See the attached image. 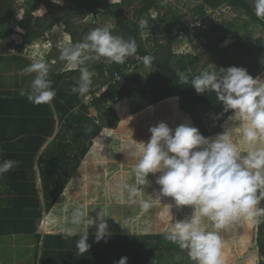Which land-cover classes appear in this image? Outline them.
Here are the masks:
<instances>
[{
	"label": "trees",
	"instance_id": "1",
	"mask_svg": "<svg viewBox=\"0 0 264 264\" xmlns=\"http://www.w3.org/2000/svg\"><path fill=\"white\" fill-rule=\"evenodd\" d=\"M8 1L10 0H0V5L9 9L11 5L10 3L8 5ZM160 1L64 0L63 4L58 5L52 3V0H26L23 6L12 10V12L15 11L14 20L11 22L14 39L23 43L37 39L59 23L63 27L62 32H65L73 43L82 42L83 35L96 28L95 23L85 21L86 16L101 14L115 20L116 28L112 32L113 35L136 41L137 54L140 56V59L135 56L128 57L123 64L112 63L106 67L109 70L108 74L105 73L104 68L107 63L103 60L87 64L89 71L96 72V75L92 77V85L88 93L91 94L92 99L90 102L84 103L80 98V111L90 113L97 117V120L103 118L105 111L114 118V122L113 125L111 123L107 125L109 127L97 124L95 130H91L87 121V123L82 122L75 127V141L80 140L82 156L85 157L80 179L85 176L84 171H89L94 176V179L86 182L85 186L80 185L77 188V194L75 193L77 196L65 198L61 195L64 181L53 179L51 186H47V188V183H45L44 252H47L43 255V259L47 264H84L90 256L102 259L99 264H108L105 262V253L95 254L97 249L90 251L89 247L88 251L82 255L79 252H74L77 249L79 229L71 224V210L77 205L87 206L89 216L94 219L102 209L103 214L109 215V217H105L109 233L116 232L118 235L126 236L145 235L161 238L163 237L162 232L172 219L175 222L190 217L192 214V206L178 208L171 197L159 199L156 196L160 188L155 183L156 178L160 175L159 172L149 174L148 178L151 183L141 186L143 190L136 203H128L127 194L123 189L125 182L134 183L131 168L137 161L132 156L134 150L132 146L149 141L151 126L163 121L174 130L178 125L188 123L190 126L198 128L203 136L214 138L216 134L223 132L225 127H230L232 124V121L228 120L232 110L223 111V103L217 100L215 92L197 94L191 84L181 85L179 83L178 73L189 74V79H191L192 76L198 75L200 72L197 70V60L194 54L173 52L172 31L175 25H179L178 32H183L194 21H202L206 24L205 30L216 33L215 37L206 45L207 53L215 62V69L219 72L220 68L230 67L237 61L239 62L238 67L245 68L254 79L258 78L261 83H264L262 37H255L251 30H247L234 42L220 46L232 25L215 24L214 26L212 21V15L216 10L226 7L237 15L246 13L251 23L259 26L261 30L263 29L264 35V20L255 16L252 0H203L201 4L191 8L190 18L187 20L172 5L168 6L167 4L162 8ZM41 5L45 9L44 14L35 15V11ZM120 5L132 7V16H122L120 11L116 10V7ZM151 9L161 15L151 18ZM19 15L22 19L18 18ZM141 19L147 21L144 27L149 30L151 35L152 48L147 47L142 40L141 30L143 27H140L139 24ZM161 40L162 42H160ZM145 55L154 57L151 65V78L147 81L148 85H143L141 82L143 80L139 76L131 74L133 72L130 68L135 69L138 64L146 68L141 58ZM64 75H69L70 82L74 86L79 81L80 72L79 70H70ZM100 89L103 91L97 94ZM208 112H213L220 118L219 129L216 131L207 130L202 122L201 116ZM82 113L81 116L88 120L89 117L86 118ZM85 125L90 129L88 136H86ZM52 126L53 119L50 117L49 129L44 132V135L52 131ZM128 131H133L138 138L134 136L132 140L127 141ZM80 135H83L82 140ZM42 139L40 138V140ZM120 143L124 145V148H118ZM77 184L78 182L75 183V186ZM21 185L22 183H17L18 187L16 186V188L19 190ZM25 187L29 188L30 183L25 184ZM32 188L31 195L22 193L18 197L7 198L10 200L9 205L0 206V236L12 231L21 232L25 236L31 234L36 237L41 236L42 208L34 183H32ZM48 194H52L49 196V200ZM257 194L259 195V193ZM141 199L150 201L152 207L147 211L143 210L139 202ZM66 200L70 205L68 211L64 210ZM258 207L264 208V199L260 201ZM62 223L66 224L65 227L61 225ZM201 227L209 229L210 222L205 220ZM70 230L77 232V235L72 236L74 239L67 240L60 236ZM95 232L96 226H90L87 241L90 246L94 244ZM218 234L222 241V264H264V260L261 259L264 258V218H261L260 223L232 221L219 229ZM53 239H58L60 245L67 246L66 249L62 247L59 252H56L57 244ZM132 245L136 246L134 243ZM122 247L129 248L128 245ZM153 247L145 250L147 246H140V256L133 260V264H155L152 258L157 253L154 252L155 248ZM112 248L113 246L110 244L109 247L106 246L109 251ZM48 251L52 252L54 256L50 257ZM125 253L123 255L126 256Z\"/></svg>",
	"mask_w": 264,
	"mask_h": 264
},
{
	"label": "clouds",
	"instance_id": "2",
	"mask_svg": "<svg viewBox=\"0 0 264 264\" xmlns=\"http://www.w3.org/2000/svg\"><path fill=\"white\" fill-rule=\"evenodd\" d=\"M63 2L52 0L58 5ZM252 7L255 16L264 20V0H252ZM18 18L22 19L20 15ZM139 24L144 27L147 21L141 19ZM56 30L54 25L53 31ZM112 32L113 26L106 23L92 29L82 42L73 43L64 36L63 43L58 44L59 60L65 62L60 71L79 70V81L71 91L84 103L90 98L92 85L88 62L123 64L137 54L134 39L126 40ZM153 59L145 55L142 62L151 68ZM32 73L35 76L29 88L20 95L33 105L50 104L56 95L49 78L50 66L44 60L33 59L20 74ZM178 77L181 85L191 84L197 94L215 92L217 100L223 103V111L232 110L228 117L232 124L214 138L203 136L188 123L174 130L163 121L151 126L149 141L132 146V156L137 161L131 168L134 183L125 182L123 189L128 203H136L143 190L141 186L151 183L149 174L159 172L155 180L160 186L156 196L171 197L176 207L193 209L190 217L175 222L172 219L162 232L165 240L187 250L193 264H222L218 230L232 221L260 223L264 218V208L258 207L264 199V83L254 79L245 68L230 66L217 72L211 69V63L191 79L185 73H178ZM16 165L11 159L0 161V175ZM139 202L145 211L152 207L148 200ZM69 207L65 203L64 210ZM105 217L109 215L103 214L102 209L94 219L89 216L87 206L72 208L71 224L79 229L76 248L81 255L90 247L87 242L90 226H96V242L110 235ZM205 220L210 222L207 230L201 227ZM64 235L73 236L77 232L70 230ZM127 259L121 257L114 264H127Z\"/></svg>",
	"mask_w": 264,
	"mask_h": 264
},
{
	"label": "crops",
	"instance_id": "3",
	"mask_svg": "<svg viewBox=\"0 0 264 264\" xmlns=\"http://www.w3.org/2000/svg\"><path fill=\"white\" fill-rule=\"evenodd\" d=\"M9 3V9L0 5V161L11 159L16 161L17 165L0 175V206L9 205L10 200L7 198L18 197L22 193L31 195L34 183L42 208L43 227L46 213L45 183L47 188L51 186L53 179L64 181L61 195L71 198L77 196V188L80 185L83 187L86 182L94 179L93 173L89 171H84L85 176L80 179L85 157L82 156L80 140L75 141V127L87 121L91 130H95L99 120L90 113L80 111V97L71 91L73 85L69 75H64L70 70L60 71L65 62L59 60V48L46 46L45 42L40 40L42 36L29 43L14 39L11 22L14 20L15 11L12 10H17L25 2L10 0L8 5ZM39 9V14L35 15L44 14V6L41 5ZM59 25L62 27L60 23L56 26ZM60 30L58 33L62 36L63 32ZM232 42L233 40L227 43ZM33 59L44 60L50 66L49 78L56 92L50 104L33 105L26 96L20 95L22 90L29 88L35 76V73L21 75L20 72L30 65ZM90 73L92 77L96 75V72ZM81 113L86 118L89 117L88 120L83 118ZM50 117L53 119L52 131L44 135L49 129ZM89 131L85 125L86 136ZM82 136L80 135L81 140ZM17 183H22L19 190L16 188ZM28 183L29 188L25 187ZM24 188L28 190H22ZM50 195L52 194H48V200ZM65 203L69 204L68 200ZM61 225L65 227L66 224ZM111 236L112 234L109 235ZM115 246L114 244L113 247ZM119 247L123 248L121 245L116 249H120Z\"/></svg>",
	"mask_w": 264,
	"mask_h": 264
},
{
	"label": "rangeland",
	"instance_id": "4",
	"mask_svg": "<svg viewBox=\"0 0 264 264\" xmlns=\"http://www.w3.org/2000/svg\"><path fill=\"white\" fill-rule=\"evenodd\" d=\"M203 0H161L160 5L162 8L166 7L167 4L172 5V7L176 8L181 13V16L183 18H190L189 11L191 8L194 6L201 4ZM19 2L22 3V0H19ZM25 2V0H24ZM116 10L120 11L122 16L126 17H131L133 14V8L132 7H125V6H117ZM40 9L35 11V13L39 14ZM160 12H163V9L160 10ZM151 18H156L158 14L156 10L151 9L150 10ZM182 18V19H183ZM212 21L215 24H222L224 26L226 25H232L231 29L229 32L225 35L224 40L220 43V46H225L230 44L227 42H230L233 40V42L243 36L247 30H251L253 35L255 37H262L263 39V48H264V35H263V29L259 26L254 25L253 23L250 22L249 16L244 13L241 15H237L233 13L231 10H229L226 7L219 8L216 10L215 14L212 15ZM85 21L89 23H95L96 27L104 25L106 23H110L113 26V30L116 28V23L115 20L112 17H105L102 16L101 14H89L86 16ZM179 25H175L172 31V50L174 53H192L196 56V63H197V70L201 72L205 68H209L210 63H211V69L215 70L214 67V60L211 58V56L207 53L206 50V45L210 43L213 37H215L216 33H211L210 31L208 32L207 30L201 28L197 33L194 34H188V35H182L178 33V27ZM61 28V30H60ZM62 31L63 27L57 26V33L58 31ZM56 31L50 30L47 33H44V37L42 35L41 41L45 44L46 46H55L58 48V44L63 43V38L64 36H68L63 32L60 36ZM90 31L86 32L83 35V38L88 35ZM199 35H196L198 34ZM141 35H142V40L144 44L152 48V40H151V35L149 34V30L146 29L145 27L142 28L141 30ZM69 37V36H68ZM162 42V40L160 41ZM48 48V47H47ZM135 58L140 59V56L136 54ZM142 58V57H141ZM112 64V63H111ZM107 63L105 68V73L108 74V67L111 65ZM232 66H239V62H234ZM131 71L134 75L139 76L141 78V81L143 85H148L147 81L151 78L152 74V69L151 68H144L141 64H138V67L135 69H132ZM150 71V72H149ZM130 72V71H129ZM218 72V71H217ZM94 74V73H93ZM103 89H100L97 94L102 92ZM89 95V94H88ZM91 95V94H90ZM107 105L108 102H107ZM202 122L205 126V128L209 131H216L219 129L220 125V118L213 112H208L204 113L202 116ZM98 121L99 124H103L104 126L110 125V123L113 125L114 118L107 114L105 111L103 112V118L99 119ZM109 127V126H107ZM125 135V134H124ZM127 141L132 140V137L138 138L135 133L129 132L126 134ZM141 137V135H140ZM118 148H124L123 144H118ZM39 198V197H38ZM40 200V199H39ZM42 222V221H41ZM45 222V220H44ZM42 227V234L39 237H36L35 235L31 234L28 236L23 235L21 232H16L12 231L7 234H4L0 238V264H47V262L43 259V255H45L44 252L45 246H44V239H45V223H43ZM25 236V237H24ZM63 239H69L72 240L74 239L73 237H68L64 235ZM55 238V237H54ZM92 238V236H91ZM94 238V237H93ZM58 239H53V241L57 244L55 247L56 252H59L62 247L67 246H62L58 243ZM93 245L90 246V251L92 249H97L95 254L97 253H105V262L108 264H114V262L119 261L121 257H127V264H133V260L135 258L137 259L138 256H140V246H147L145 250L148 248L150 249L151 246H155L153 248L154 252L157 253L155 257L152 258V260L155 262V264H193V262L190 260L187 254V250H181L178 245L173 244L167 240H165L164 236L159 238L157 236H126V235H118V233L114 232L111 237L106 236L105 239L100 240L99 242L95 241V238L93 239ZM96 243V244H95ZM132 243L136 244V246H133ZM110 245H116L109 251V249H106V246L109 247ZM138 244V245H137ZM99 245V246H98ZM129 246V248H121L116 249L118 246ZM152 248V249H153ZM136 249V251H135ZM126 251V253H125ZM74 252L78 253V250L76 249ZM126 254L123 255V254ZM48 255L50 257H53L54 254L50 251H48ZM133 255H136L135 257ZM159 257V258H158ZM261 258V257H260ZM264 260V258H261ZM102 259H97L96 256H90L87 258L86 262L84 264H99ZM151 260V259H150Z\"/></svg>",
	"mask_w": 264,
	"mask_h": 264
},
{
	"label": "built area",
	"instance_id": "5",
	"mask_svg": "<svg viewBox=\"0 0 264 264\" xmlns=\"http://www.w3.org/2000/svg\"><path fill=\"white\" fill-rule=\"evenodd\" d=\"M201 28L205 29L206 28V24L203 23L200 20H196V21H194L193 23L190 24L189 28L186 31H183V32L181 31V32H178V33L182 34V35L194 34V33H197ZM88 96L90 98L87 101V103L90 102L91 99H92V96L90 94Z\"/></svg>",
	"mask_w": 264,
	"mask_h": 264
}]
</instances>
